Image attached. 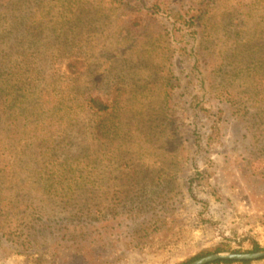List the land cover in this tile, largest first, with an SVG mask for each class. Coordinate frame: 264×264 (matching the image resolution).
<instances>
[{"label":"rangeland","instance_id":"rangeland-1","mask_svg":"<svg viewBox=\"0 0 264 264\" xmlns=\"http://www.w3.org/2000/svg\"><path fill=\"white\" fill-rule=\"evenodd\" d=\"M39 213L58 237L24 246L18 223ZM256 244L264 0H0V264H182Z\"/></svg>","mask_w":264,"mask_h":264},{"label":"trees","instance_id":"trees-1","mask_svg":"<svg viewBox=\"0 0 264 264\" xmlns=\"http://www.w3.org/2000/svg\"><path fill=\"white\" fill-rule=\"evenodd\" d=\"M137 22H133L132 26L136 27ZM92 112H95L99 115H107L111 110V105L106 102L101 97H92L88 100V106H87ZM86 109V108H85ZM106 127V126H104ZM103 127V128H104ZM19 226L15 231V235L19 237V242H22V245L26 246L28 244H33L35 241L39 243L47 242V240L55 241L58 235H55V232L52 231L53 229V222L50 221V218H47L46 216L42 214H31L26 215L22 218V220L18 223ZM55 227V226H54ZM55 229V228H54ZM84 234V233H83ZM82 235V234H81ZM85 235V234H84ZM68 235H61L62 238L66 239ZM74 238H71L70 240H73ZM75 240V239H74ZM76 244H78V247H83L86 244V241L81 240L80 242H77L75 240ZM264 248H262L259 244H256L254 246V250L251 251V253L260 252L263 251ZM217 252H226L224 249H218ZM235 253H241L240 251H235ZM210 255V253L199 255L192 260L188 262H184L182 264H190L200 258H203L205 256ZM76 257L81 258V260H86V255L84 254H78ZM236 261H219L213 264H231L235 263ZM242 263L249 264L250 261H244Z\"/></svg>","mask_w":264,"mask_h":264},{"label":"water","instance_id":"water-1","mask_svg":"<svg viewBox=\"0 0 264 264\" xmlns=\"http://www.w3.org/2000/svg\"><path fill=\"white\" fill-rule=\"evenodd\" d=\"M264 259V251L255 253H215L206 257L200 258L190 264H213L219 261H257Z\"/></svg>","mask_w":264,"mask_h":264}]
</instances>
